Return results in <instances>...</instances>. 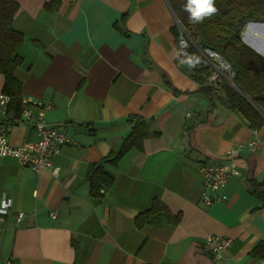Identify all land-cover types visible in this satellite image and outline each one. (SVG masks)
I'll use <instances>...</instances> for the list:
<instances>
[{"label": "crops", "instance_id": "obj_1", "mask_svg": "<svg viewBox=\"0 0 264 264\" xmlns=\"http://www.w3.org/2000/svg\"><path fill=\"white\" fill-rule=\"evenodd\" d=\"M15 1L21 99L49 105L46 123L70 143L51 160L57 176L0 158V203L12 204L0 264H264L251 255L264 243V207L248 185L264 181V125L254 134L221 90L202 92L177 64L167 0H54L49 10L53 0ZM240 36L264 57V23H247ZM3 84L0 74V94ZM134 116L147 122V137L103 165L113 182L91 197L89 168L120 150ZM7 124L11 145L34 139L20 113L0 110V128ZM237 146L227 200L205 205L199 166ZM154 202L170 221L137 228L135 217ZM209 235L231 241L218 263L202 250Z\"/></svg>", "mask_w": 264, "mask_h": 264}, {"label": "trees", "instance_id": "obj_2", "mask_svg": "<svg viewBox=\"0 0 264 264\" xmlns=\"http://www.w3.org/2000/svg\"><path fill=\"white\" fill-rule=\"evenodd\" d=\"M45 5L49 10L54 3ZM172 13L182 27L191 32L194 40L212 49L226 60L233 71V82L236 89L223 86V105L229 110L238 111L255 130L264 125V57L244 44L240 33L247 23H264V0H214L215 13L193 21L186 10L188 0H167ZM18 10L15 0H0V74L4 78L2 94L10 98L5 113L21 114V85L14 77L15 70L21 65L17 50L23 42L22 36L13 29V18ZM177 37V29L173 28ZM187 68V67H185ZM191 77L202 86V77L192 73ZM209 89L202 87L208 94ZM128 122L132 128L124 139L120 150L111 154L101 164H93L87 173L90 196L100 197V190H107L113 177L103 169V165H115L123 154L132 147L140 148L147 137V122L131 117ZM249 194L260 201L264 207V181L249 180ZM163 217H170L166 207L154 202L145 212L134 219L135 226H161ZM170 221V220H169ZM178 222V217L172 219ZM253 257L264 258V243L258 244L251 252Z\"/></svg>", "mask_w": 264, "mask_h": 264}, {"label": "built area", "instance_id": "obj_3", "mask_svg": "<svg viewBox=\"0 0 264 264\" xmlns=\"http://www.w3.org/2000/svg\"><path fill=\"white\" fill-rule=\"evenodd\" d=\"M174 15V14H173ZM177 64L185 66L191 73H197L202 77V87L219 91L227 85L236 89L233 82V71L230 64L212 49L205 47L194 40L191 32L177 21ZM10 98L0 94V110L5 113ZM50 106L30 98L21 99V118L32 122L34 139L21 143L18 146L10 144L7 134L11 125L0 128V158L14 159L21 167L30 169L34 173L50 171L57 176L58 169L53 168L51 160L59 153L62 146L69 144L70 139L59 129L51 127L45 121V114ZM256 134V130L254 131ZM257 142L251 141L248 148L251 152L256 150ZM241 147L228 149L218 157L213 158L199 166L202 187V201L211 206L227 200L225 194L226 185L231 177L239 176V171L234 167ZM11 201L3 198L0 203V230L2 223L11 209ZM54 217L55 213L52 212ZM23 213L16 214V220L20 221ZM231 245L228 238L209 235L202 242V250L209 255L215 263L222 258V253ZM7 264H12L8 261Z\"/></svg>", "mask_w": 264, "mask_h": 264}, {"label": "clouds", "instance_id": "obj_4", "mask_svg": "<svg viewBox=\"0 0 264 264\" xmlns=\"http://www.w3.org/2000/svg\"><path fill=\"white\" fill-rule=\"evenodd\" d=\"M185 7L193 21H202L217 11L214 0H188Z\"/></svg>", "mask_w": 264, "mask_h": 264}, {"label": "water", "instance_id": "obj_5", "mask_svg": "<svg viewBox=\"0 0 264 264\" xmlns=\"http://www.w3.org/2000/svg\"><path fill=\"white\" fill-rule=\"evenodd\" d=\"M237 90V89H236Z\"/></svg>", "mask_w": 264, "mask_h": 264}]
</instances>
